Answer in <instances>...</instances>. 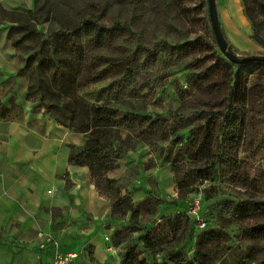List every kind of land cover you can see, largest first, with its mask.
Masks as SVG:
<instances>
[{
  "label": "rangeland",
  "instance_id": "1",
  "mask_svg": "<svg viewBox=\"0 0 264 264\" xmlns=\"http://www.w3.org/2000/svg\"><path fill=\"white\" fill-rule=\"evenodd\" d=\"M57 3L55 7L46 4L33 26L17 34L28 72L30 98L44 106L54 126L80 133V145L88 135L79 130L90 120L86 103L115 108L116 125L100 132L103 150L111 155L117 146L123 152L133 150L145 156L146 166L165 161L171 167L172 161L180 168L183 165L187 175L183 170L175 177L177 188L180 184V191L186 192L185 200L202 188L203 216L209 222L206 229L223 232L222 238L212 244L214 254L208 264H264V207H247L243 211L238 203L245 198L264 199V65L238 68L227 64L212 37L206 0ZM94 5L99 10L93 11V18L112 31L104 48V62L90 63L88 53L83 52L88 60L63 63L59 70L55 69L52 58L63 61L70 55L69 47L53 45L60 39L57 34L81 27L80 21ZM216 7L221 26L238 54L264 53V0H219ZM239 13L244 22L238 20ZM20 20L25 24L24 17ZM115 23L120 28L115 29ZM253 33L262 43L252 38ZM80 40L84 47L83 35ZM64 73L74 77V91L60 87L56 77ZM233 77L240 85L231 104L242 111L240 131L230 135V140L222 139L215 131L206 144L207 124L197 111L220 109L230 99ZM45 104L50 106V112ZM182 137L191 144L178 142ZM201 146V154H194ZM105 193L113 200V212L123 216L129 208V196L118 194L115 188ZM221 196L230 199L224 201ZM158 202L151 197L142 207H136L143 215L141 221L134 227L127 226L126 235L112 238L120 259L127 244L134 245L138 255L152 264L170 248V232L151 218ZM132 208L133 205L130 211ZM189 228L190 234L195 232ZM146 232L155 242L152 249L138 240ZM189 242V238H183L173 243L186 250ZM83 253L87 255L88 249Z\"/></svg>",
  "mask_w": 264,
  "mask_h": 264
},
{
  "label": "crops",
  "instance_id": "2",
  "mask_svg": "<svg viewBox=\"0 0 264 264\" xmlns=\"http://www.w3.org/2000/svg\"><path fill=\"white\" fill-rule=\"evenodd\" d=\"M34 5L35 0H0V264H47L55 250L49 235L62 252H77L68 264H119L112 234L130 223V209L123 216L113 212V200L95 185L89 167L69 162V144L80 145V133L54 126L44 106L27 96L24 54L9 30L31 17ZM238 20L244 22L242 13ZM144 162L133 150L116 158L107 176L116 180L118 194H127L133 208L159 199L154 221L183 212L187 199L177 198L169 162ZM194 231L184 237L189 250L199 233Z\"/></svg>",
  "mask_w": 264,
  "mask_h": 264
},
{
  "label": "trees",
  "instance_id": "3",
  "mask_svg": "<svg viewBox=\"0 0 264 264\" xmlns=\"http://www.w3.org/2000/svg\"><path fill=\"white\" fill-rule=\"evenodd\" d=\"M216 4H217V0ZM52 5L55 7L57 5V0H35L34 9L32 10V16L26 19L25 24L19 23L16 25L11 26L9 30V35L12 36V41L15 45L18 46L19 37L17 36L18 32L22 28H29L33 26V22L35 18L43 11L45 5ZM99 9L95 8V5L91 7L86 17L80 21L78 28L71 33H64L63 35L57 34L59 41L53 43L56 47L58 44L60 48L62 47H69V56L64 57L62 59H51V63L55 67V69L59 70L60 65L63 63L65 64H73L80 62L84 59V61L88 60L82 54L83 52L88 53V58H90L89 62H98L103 63L105 59L104 48L106 46V42L111 40L112 38V31L109 30L108 27L102 25L99 21L93 18L94 12ZM246 14L249 16L248 12L245 11ZM250 17V16H249ZM32 19V20H30ZM79 28H81L82 32H79ZM120 28L119 23H115V29ZM221 29L223 34L228 42V45L233 48L234 51L237 52L234 45L229 40L228 36L226 35L225 31L223 30L222 26ZM81 35L85 38V45L82 47L81 45ZM215 46L218 47L217 43L215 42L214 36L212 34ZM252 38L257 42L262 43V40L258 36V34L253 33ZM59 42V43H58ZM19 47V46H18ZM220 53L225 57L224 53L218 47ZM227 64L231 67H247L250 64H262L264 62L261 61H249L246 63H233L229 61L226 57ZM89 65V64H87ZM22 70H26V67L23 66ZM233 81L235 84L231 90L230 99L224 103V105L220 109H205L197 111V113L201 116L204 115L205 122L207 124V133L204 137V142L208 144L210 140L213 138V134L216 131L218 135H221L222 139H229L230 135H237L240 131L242 121H243V114L242 111H239L238 108L234 107L235 105L232 104V98L235 95L236 88H238L239 81H237L236 77H233ZM57 81L60 84V87H63L65 91H74L75 89V81L74 77L64 73L60 77H56ZM30 91V86L28 88ZM27 92V96L30 97V92ZM81 101L85 102L84 99L80 98ZM237 103H242L243 101H236ZM46 110L50 112V106L45 104ZM86 113L89 114L90 120L86 121L82 127L79 128L80 131L87 132V138L82 145H70L69 149V162L75 164H86L89 167L92 177L94 178L95 185L99 188L102 192H107L111 188L117 189L118 184L115 179L110 178L107 176V170L110 169L114 161L117 157L121 156L123 153V149L121 146H117L115 148V154L111 155L108 151L103 150L105 143L102 141L100 137V132L104 128H108V126L116 125V109L112 107H108L102 103H86ZM230 130L232 132H230ZM184 140V141H182ZM230 140V139H229ZM178 142H182L184 145L191 144L188 138L182 137L179 139ZM203 147H198L194 154L198 155L201 154ZM192 155V154H191ZM177 160V159H176ZM172 165V169L175 174L183 171L184 166L180 168L177 165H174V161ZM211 166V165H210ZM207 166V168H212ZM188 170H184V175H187ZM198 174L201 172V168L197 170ZM178 183V182H177ZM182 185L178 184L177 189V198L183 199L186 196V192L180 191ZM111 198V197H110ZM221 199L227 201L230 199L228 196H221ZM238 203L241 205L242 210L245 211L247 207L249 208H259L264 207V199H254V198H245ZM129 208L132 207L131 201L127 203ZM128 208V209H129ZM201 212L204 215V199H202V206ZM139 212L136 208L131 209L130 214V223L127 226H136L137 216ZM206 219V218H205ZM207 220V219H206ZM159 222L168 229L170 232V248L165 250L162 259L157 262L156 264H208V260L210 255L214 254L212 250V244L217 241L218 239L222 238L223 232L216 231L212 228L204 229L200 231L196 237V241L194 243V247L192 249H181L176 248L175 243H179L184 237L187 231H189V227L194 228L192 218L186 214L185 212H178L175 214H171L169 216L163 217L159 220ZM208 222V220H207ZM209 224V222H208ZM123 227L121 229L114 230L112 234V238H116L118 236L126 235L128 232V227ZM209 227V226H208ZM131 231V230H130ZM258 232L256 236H258ZM144 244V247L147 249H152L155 246V242L150 238L149 232L144 233L142 236L138 238ZM175 243H173V242ZM217 244V243H215ZM189 251V252H188ZM121 264H152L147 262L145 259L141 258L137 251L135 250L134 245H125L124 251L121 253Z\"/></svg>",
  "mask_w": 264,
  "mask_h": 264
},
{
  "label": "built area",
  "instance_id": "4",
  "mask_svg": "<svg viewBox=\"0 0 264 264\" xmlns=\"http://www.w3.org/2000/svg\"><path fill=\"white\" fill-rule=\"evenodd\" d=\"M48 192H51V189H48ZM202 199V188L200 187L195 192L191 193L183 209V212L192 218L194 228L197 231H202L208 227V222L201 212ZM105 238H109V236L106 235ZM48 239L52 241L55 250L53 258L47 264H68L74 257L77 256L76 251L62 252L58 247V240L55 237L49 235ZM37 244L40 247H43L44 241L39 240L37 241Z\"/></svg>",
  "mask_w": 264,
  "mask_h": 264
},
{
  "label": "water",
  "instance_id": "5",
  "mask_svg": "<svg viewBox=\"0 0 264 264\" xmlns=\"http://www.w3.org/2000/svg\"><path fill=\"white\" fill-rule=\"evenodd\" d=\"M208 18L211 25L212 34L214 36L215 42L217 43L220 50L224 53L225 57L233 63H246L249 61H261L264 62L263 52H251L246 54H238L233 50L223 34L221 29V23L218 16V11L216 7L215 0H206Z\"/></svg>",
  "mask_w": 264,
  "mask_h": 264
}]
</instances>
